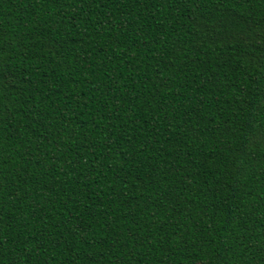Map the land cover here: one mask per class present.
<instances>
[{
	"label": "trees",
	"instance_id": "trees-1",
	"mask_svg": "<svg viewBox=\"0 0 264 264\" xmlns=\"http://www.w3.org/2000/svg\"><path fill=\"white\" fill-rule=\"evenodd\" d=\"M0 264H264V0H0Z\"/></svg>",
	"mask_w": 264,
	"mask_h": 264
}]
</instances>
